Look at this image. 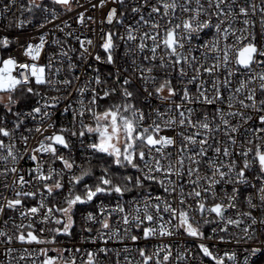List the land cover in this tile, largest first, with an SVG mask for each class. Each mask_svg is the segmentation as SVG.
Returning <instances> with one entry per match:
<instances>
[{"label": "snow or ice", "instance_id": "1", "mask_svg": "<svg viewBox=\"0 0 264 264\" xmlns=\"http://www.w3.org/2000/svg\"><path fill=\"white\" fill-rule=\"evenodd\" d=\"M258 253L264 0H0V264Z\"/></svg>", "mask_w": 264, "mask_h": 264}, {"label": "built area", "instance_id": "2", "mask_svg": "<svg viewBox=\"0 0 264 264\" xmlns=\"http://www.w3.org/2000/svg\"><path fill=\"white\" fill-rule=\"evenodd\" d=\"M83 2V0H82ZM93 2L95 3L96 0H93ZM107 11V8L105 9H100V10H93L92 12H90L89 14L91 15H94L97 20L101 19L104 15V13ZM89 35H91V33H89ZM51 131V130H49ZM37 139H39V136L37 135ZM35 143L34 140H31L29 141V145H33ZM25 167H27V165H24ZM8 195H10V193H7ZM211 243V242H209ZM253 246H257L258 245V241H255V242H250ZM248 245H241L239 248L236 246V245H231L229 247L231 248H236L238 251L240 250V248L242 247H247ZM253 261L255 262V264H264V253H258L256 257H253L252 258Z\"/></svg>", "mask_w": 264, "mask_h": 264}]
</instances>
